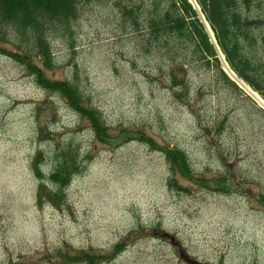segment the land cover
I'll return each mask as SVG.
<instances>
[{
    "label": "rangeland",
    "instance_id": "374dc122",
    "mask_svg": "<svg viewBox=\"0 0 264 264\" xmlns=\"http://www.w3.org/2000/svg\"><path fill=\"white\" fill-rule=\"evenodd\" d=\"M119 1L129 0L82 4L70 29L49 31L54 66L47 76L77 83L114 136L139 131L183 151L197 178L228 175L220 150L232 164L233 188L202 190L179 174L187 191L170 188L164 153L137 139L99 144L61 97L0 55V264H63L60 253L112 255L125 238L126 249L102 264H185L181 249L203 263L264 264L263 100L221 55L237 88L194 62L174 70L184 81L174 86V62L127 28ZM18 40L11 32V43L2 45L26 50ZM69 142L80 149L83 171L63 202L40 205L31 161L42 151L52 166L59 144Z\"/></svg>",
    "mask_w": 264,
    "mask_h": 264
},
{
    "label": "trees",
    "instance_id": "16d2710c",
    "mask_svg": "<svg viewBox=\"0 0 264 264\" xmlns=\"http://www.w3.org/2000/svg\"><path fill=\"white\" fill-rule=\"evenodd\" d=\"M99 1L102 0H0V55L19 64L42 90L61 97L81 121L88 124L99 144L110 145L118 138L137 139L164 153L172 172L168 181L170 188L187 191L178 184L175 176L179 174L202 190L229 193L233 187L228 184L231 180L228 175L211 180L197 178L183 151L159 145L139 131L124 130L119 137L114 136L113 129L91 106L77 83L47 76L46 70L54 66L49 31L58 27L70 29L79 17L82 4ZM116 5L127 28L141 35L148 50H157L174 62L171 68L174 86H184V81H178L174 70L194 62L214 70L228 85L237 88L223 70L222 54L238 79L264 101V0H129L126 3L119 1ZM204 22L210 27L215 43ZM11 32L19 38L21 45L26 46V50L2 45L11 43ZM181 57L183 62L179 63ZM58 148L52 166L42 151L30 164L41 182L38 189L40 205L45 201L53 204L63 202L73 177L82 173L84 168L77 145L69 142L66 146L59 144ZM43 167L50 170L46 172ZM47 183L54 188H49ZM259 202L264 207V196L259 198ZM128 240L125 238L119 242L112 255L60 253L57 258L63 264H102L123 252Z\"/></svg>",
    "mask_w": 264,
    "mask_h": 264
},
{
    "label": "water",
    "instance_id": "95a60500",
    "mask_svg": "<svg viewBox=\"0 0 264 264\" xmlns=\"http://www.w3.org/2000/svg\"><path fill=\"white\" fill-rule=\"evenodd\" d=\"M215 147H218L217 144H214ZM218 154V158L221 162V164L224 166V168L226 169L227 173L229 174L230 177H234V175L232 174L231 170H232V164L228 163L226 161V157L223 155V153L218 150L217 152ZM180 257L183 260V262L185 264H209V263H201L200 261L193 259L187 252H185L184 250L181 249L180 251Z\"/></svg>",
    "mask_w": 264,
    "mask_h": 264
},
{
    "label": "bare ground",
    "instance_id": "6f19581e",
    "mask_svg": "<svg viewBox=\"0 0 264 264\" xmlns=\"http://www.w3.org/2000/svg\"><path fill=\"white\" fill-rule=\"evenodd\" d=\"M208 27V26H207ZM209 28V27H208ZM210 33H211V31H210ZM212 34V33H211ZM254 96H255V94H253ZM259 101H262V99L261 98H259V96L257 97V96H255ZM261 99V100H260ZM264 103V102H263Z\"/></svg>",
    "mask_w": 264,
    "mask_h": 264
},
{
    "label": "flooded vegetation",
    "instance_id": "af4514ba",
    "mask_svg": "<svg viewBox=\"0 0 264 264\" xmlns=\"http://www.w3.org/2000/svg\"><path fill=\"white\" fill-rule=\"evenodd\" d=\"M180 249H181V248H180ZM180 249H179V250H180Z\"/></svg>",
    "mask_w": 264,
    "mask_h": 264
}]
</instances>
